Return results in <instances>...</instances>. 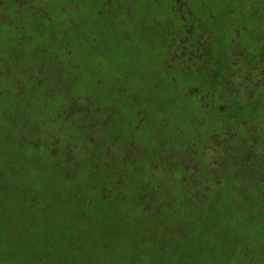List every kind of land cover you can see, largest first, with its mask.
<instances>
[{"label": "trees", "instance_id": "16d2710c", "mask_svg": "<svg viewBox=\"0 0 264 264\" xmlns=\"http://www.w3.org/2000/svg\"><path fill=\"white\" fill-rule=\"evenodd\" d=\"M63 2L0 0V264H264V0Z\"/></svg>", "mask_w": 264, "mask_h": 264}, {"label": "rangeland", "instance_id": "374dc122", "mask_svg": "<svg viewBox=\"0 0 264 264\" xmlns=\"http://www.w3.org/2000/svg\"><path fill=\"white\" fill-rule=\"evenodd\" d=\"M53 1H56V2L59 1L61 4L64 3L63 0H53ZM87 1L97 2V0H87ZM161 1L164 3L166 0H161ZM184 1L189 4L188 7L190 8V10H192V14H195L196 13V14H198L201 17H204L205 15H214V16H217L220 13H223L224 14L225 11L229 10L230 6L233 7V0H184ZM227 4L229 5L228 8H226V5ZM171 5H172V2H170V3L167 4V6H169V7ZM164 7H165V4H164ZM163 10H164V8H163ZM84 12L89 17L92 16L93 13H94V11H92V10L84 11ZM71 15H74L72 28L80 27V30H81L82 29V25L79 23V22H81V21H79V17L81 15V11L79 12V10H76V9L74 11L72 9L71 10ZM247 18H249V16ZM239 19H240L239 17L238 18H233V25L234 26H236V24L238 23ZM138 26H139V28H141L142 27V24H139ZM221 27H224V24H221L219 26V28H221ZM57 31L58 32H61L60 30H57ZM131 38H133V40L135 39L136 40V43L138 41H142V40L137 39L135 37H131ZM74 42L77 43V41H74ZM248 42L249 41H247V43ZM124 57H125L126 60H128L130 58V57H126V56H124ZM85 72H87V71H85ZM82 74H83V72H82ZM130 74H131V71H130ZM86 75L87 74H85V76ZM139 99L140 98H138L137 101Z\"/></svg>", "mask_w": 264, "mask_h": 264}, {"label": "flooded vegetation", "instance_id": "af4514ba", "mask_svg": "<svg viewBox=\"0 0 264 264\" xmlns=\"http://www.w3.org/2000/svg\"><path fill=\"white\" fill-rule=\"evenodd\" d=\"M173 3L171 5V9L175 10L177 14H181L184 12H189L191 14L192 10L188 7V3H186L184 0H171ZM188 33V32H186Z\"/></svg>", "mask_w": 264, "mask_h": 264}]
</instances>
